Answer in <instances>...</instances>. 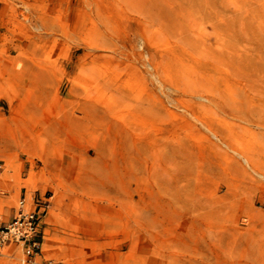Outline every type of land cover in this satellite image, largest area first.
<instances>
[{
    "label": "rangeland",
    "instance_id": "obj_1",
    "mask_svg": "<svg viewBox=\"0 0 264 264\" xmlns=\"http://www.w3.org/2000/svg\"><path fill=\"white\" fill-rule=\"evenodd\" d=\"M23 195L41 261L264 264V0H0L2 219Z\"/></svg>",
    "mask_w": 264,
    "mask_h": 264
},
{
    "label": "built area",
    "instance_id": "obj_2",
    "mask_svg": "<svg viewBox=\"0 0 264 264\" xmlns=\"http://www.w3.org/2000/svg\"><path fill=\"white\" fill-rule=\"evenodd\" d=\"M44 207L46 204L38 200L28 207L25 195H23L16 201L10 218L4 220L0 217V255L5 246L14 243L22 250V264H57L52 259L40 260L43 256L42 214Z\"/></svg>",
    "mask_w": 264,
    "mask_h": 264
},
{
    "label": "crops",
    "instance_id": "obj_3",
    "mask_svg": "<svg viewBox=\"0 0 264 264\" xmlns=\"http://www.w3.org/2000/svg\"><path fill=\"white\" fill-rule=\"evenodd\" d=\"M8 250L10 251V249H8ZM8 250H7V252H5V253L1 252V254L4 255V256H5V255H8V254H9V253H8V252H9ZM1 263H7V260H6V259H3V260L1 261Z\"/></svg>",
    "mask_w": 264,
    "mask_h": 264
},
{
    "label": "bare ground",
    "instance_id": "obj_4",
    "mask_svg": "<svg viewBox=\"0 0 264 264\" xmlns=\"http://www.w3.org/2000/svg\"><path fill=\"white\" fill-rule=\"evenodd\" d=\"M26 200V198H25ZM32 203V202H31ZM31 203L29 201L26 200V205L29 207L31 205Z\"/></svg>",
    "mask_w": 264,
    "mask_h": 264
}]
</instances>
